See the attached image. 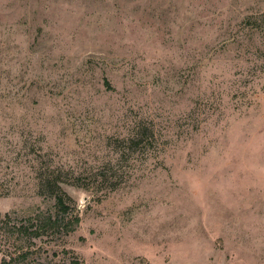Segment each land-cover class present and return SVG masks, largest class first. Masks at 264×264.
Returning a JSON list of instances; mask_svg holds the SVG:
<instances>
[{
  "label": "rangeland",
  "instance_id": "rangeland-1",
  "mask_svg": "<svg viewBox=\"0 0 264 264\" xmlns=\"http://www.w3.org/2000/svg\"><path fill=\"white\" fill-rule=\"evenodd\" d=\"M0 264H264V0H0Z\"/></svg>",
  "mask_w": 264,
  "mask_h": 264
},
{
  "label": "trees",
  "instance_id": "trees-1",
  "mask_svg": "<svg viewBox=\"0 0 264 264\" xmlns=\"http://www.w3.org/2000/svg\"><path fill=\"white\" fill-rule=\"evenodd\" d=\"M55 197H56V203L59 205L60 208L64 209L65 206H64V200H63V197L59 194H55ZM78 218H75V221H77Z\"/></svg>",
  "mask_w": 264,
  "mask_h": 264
}]
</instances>
